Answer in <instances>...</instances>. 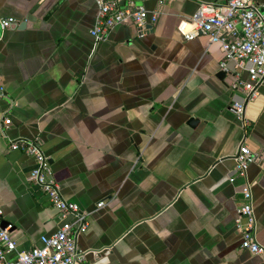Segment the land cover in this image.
<instances>
[{
	"label": "crops",
	"instance_id": "0c3cea01",
	"mask_svg": "<svg viewBox=\"0 0 264 264\" xmlns=\"http://www.w3.org/2000/svg\"><path fill=\"white\" fill-rule=\"evenodd\" d=\"M226 1L145 0L159 14L147 34L126 23L96 42L94 0H0V18L15 20L0 31V209L17 250L73 221L10 147L36 140L62 198L86 214L76 243L89 264H263L240 248L234 156L244 143L257 157L248 178L264 245V83L243 128L229 110L244 98L229 86L235 65L220 80L219 45L177 30L201 3Z\"/></svg>",
	"mask_w": 264,
	"mask_h": 264
},
{
	"label": "built area",
	"instance_id": "2783aa9c",
	"mask_svg": "<svg viewBox=\"0 0 264 264\" xmlns=\"http://www.w3.org/2000/svg\"><path fill=\"white\" fill-rule=\"evenodd\" d=\"M145 0H94L97 14L90 35L96 41L104 40L115 27L129 23L144 36L156 24L159 14L148 11L140 3ZM13 18H0V31L13 25ZM177 30L185 40L205 35L210 44H218L222 53L220 70L231 75L228 64L236 71L231 75L232 90L244 93L242 102H234L230 111L246 126L245 106L258 95L264 83V4L254 0H227L222 4L201 3L191 18H181ZM246 75L245 79L241 74ZM4 124L10 121L4 119ZM12 150H21L33 159L28 181L35 185L50 201L62 218L61 226L49 236L40 238L41 245L28 251H19L11 236V227L2 228L0 209V264H89L86 255L77 247V237L84 233L88 223L86 214L78 205L62 198L59 185L52 176L48 158L36 140L14 142ZM257 161L246 144L242 143L234 156V172L242 180L241 202L236 210L235 227L240 234V248L259 256L264 264V245L257 239L256 217L253 207L254 182L248 178V168ZM99 202L97 208L103 207ZM91 253V252H90ZM96 254V252H93Z\"/></svg>",
	"mask_w": 264,
	"mask_h": 264
},
{
	"label": "water",
	"instance_id": "95a60500",
	"mask_svg": "<svg viewBox=\"0 0 264 264\" xmlns=\"http://www.w3.org/2000/svg\"><path fill=\"white\" fill-rule=\"evenodd\" d=\"M34 20H35V17L33 16V11L31 10L29 12V14L26 16L25 21L20 23L19 27L23 29V28H25V25L27 22H33ZM217 78H219L220 80H224L225 74L223 72H219L217 74ZM197 123H198V120L196 118H190L187 122V125L189 127H195L197 125ZM49 163H50V161H49ZM8 225H9V223L5 222L4 220L2 221V228H5Z\"/></svg>",
	"mask_w": 264,
	"mask_h": 264
}]
</instances>
